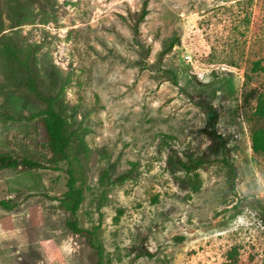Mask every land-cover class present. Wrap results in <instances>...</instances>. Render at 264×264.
<instances>
[{"label":"rangeland","instance_id":"obj_1","mask_svg":"<svg viewBox=\"0 0 264 264\" xmlns=\"http://www.w3.org/2000/svg\"><path fill=\"white\" fill-rule=\"evenodd\" d=\"M33 78L72 163L0 169V264H264V0H0V151L45 160Z\"/></svg>","mask_w":264,"mask_h":264},{"label":"trees","instance_id":"obj_2","mask_svg":"<svg viewBox=\"0 0 264 264\" xmlns=\"http://www.w3.org/2000/svg\"><path fill=\"white\" fill-rule=\"evenodd\" d=\"M146 13L147 9L144 8L140 19ZM32 88L37 93L36 95L46 103L45 108L31 114V118L36 122L35 130L38 134V140L42 145V149L45 151V160L39 156L34 157V152L18 153L0 151V169L14 166L21 167L24 170H30L56 167L61 161H67L69 165L72 163L74 131L72 130L70 120L57 107L58 96L42 91L34 78ZM255 115L257 118H264V92L257 96ZM217 135L221 137L220 134ZM252 138L253 148L264 154V128L261 126L255 127L252 132ZM231 170L234 171L233 167ZM67 171L69 174L67 190L59 197L60 206L71 213V217L67 220V225L73 232L85 236L89 243L95 247L98 254L101 255L102 246L96 235V230L82 226L77 216V211L83 200V188L77 184L78 180L73 168L68 166ZM0 205L7 209L14 207L10 198L1 199Z\"/></svg>","mask_w":264,"mask_h":264}]
</instances>
